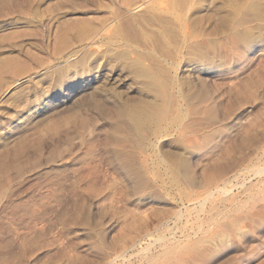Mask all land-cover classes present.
<instances>
[{
  "label": "rangeland",
  "instance_id": "obj_1",
  "mask_svg": "<svg viewBox=\"0 0 264 264\" xmlns=\"http://www.w3.org/2000/svg\"><path fill=\"white\" fill-rule=\"evenodd\" d=\"M129 16L141 132L57 72ZM0 264H264V0H0Z\"/></svg>",
  "mask_w": 264,
  "mask_h": 264
},
{
  "label": "bare ground",
  "instance_id": "obj_2",
  "mask_svg": "<svg viewBox=\"0 0 264 264\" xmlns=\"http://www.w3.org/2000/svg\"><path fill=\"white\" fill-rule=\"evenodd\" d=\"M141 18L142 17H140V16H129V17L124 19L125 23L123 21H121L117 25L109 26L108 28H106L105 29L106 33H103V34H97L96 33L97 35L95 37H93L92 39H89V41L84 44V47H80L78 49L73 48V50H70L67 54H65L63 59L65 61H67V60L68 61L65 62V64H63L62 66L57 68L58 69L57 72L61 73V74L63 73L67 79V82H69V83L71 82L70 80H72L76 76V74L78 73V72L76 73L77 70L79 71L80 75H90L91 69L93 68V66H95V68L99 69V70L100 69L103 70V68H106V71H102V72L100 71V74H98V76L96 77L97 79L100 77V80L102 81V87H101L102 89H99V90H102L103 92L106 91L107 93L111 94L112 96H114L116 99H118L121 102L120 103V106H121L120 112L126 118L130 128L134 129L135 131H139V132H141V130H143V128H145V127H148V126L154 127L160 120H162L163 112L166 111L164 108V103L160 102L158 104L157 101H155L154 99L152 100L151 98L145 97L143 94H141L142 93L141 89H147V91L148 90L151 91V89H156L161 94L162 84H164V83L161 84L160 80H162V79H159L157 77V75L154 74V71H155L154 69H153L154 71L152 69L148 70L149 68L147 69L144 66V63L142 61L143 59H141V57L137 54V52L133 48H131V45L129 44L128 41H127L128 44L126 43V41H125V40H127L125 38L126 36L125 37L121 36L125 32H127V31H124V28L126 30V28L128 29V27L132 28L133 25L136 26V23L138 21H140ZM122 29H123V31H122ZM101 30H104V28L103 29L101 28ZM120 32H124V33H121V35H120ZM100 33H102V32H100ZM133 47H135V46H133ZM79 51H80V53L77 54ZM74 56H75V58H73L72 60L69 61V59L71 57H74ZM123 65L128 71H130L131 78L134 81H136L135 84L139 85V86L135 85V88L137 87L138 92H139L138 96H135V97L129 96V94L133 91H131L132 90L131 87L128 88L127 84L124 83L123 78H125V76H123V74H122L123 73L122 68L124 69ZM118 66H120L121 68H118ZM147 67H149V66H147ZM75 68H76V70H75ZM154 68H155V66H154ZM93 72H94V70H93ZM125 73L127 74L128 72H125ZM128 75H127V77H128ZM96 78H93V79H96ZM93 79H91V80H93ZM182 83H183V80H182ZM184 83H185V81H184ZM128 85H130V84H128ZM126 86H127V88H126ZM99 87H100V85H99ZM145 93H147V92H145ZM152 98H154V97H152ZM155 98H157V97H155ZM157 100H159V99H157ZM129 126H127V128H129ZM115 129H116V127L113 126V130H110L109 134H113L112 131H115ZM147 130H144V132H146ZM150 130L152 131V129H150ZM150 130H148V131H150ZM108 140L110 141V138ZM188 141H189V139H188ZM108 144H110V143H108ZM115 157L118 158L117 155ZM145 163H146V161H145ZM205 177L207 179L211 180L214 177L213 172H210V171L205 172Z\"/></svg>",
  "mask_w": 264,
  "mask_h": 264
}]
</instances>
